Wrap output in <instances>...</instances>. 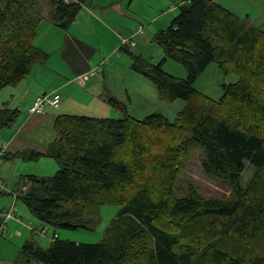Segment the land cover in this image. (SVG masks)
I'll use <instances>...</instances> for the list:
<instances>
[{
  "label": "trees",
  "instance_id": "obj_1",
  "mask_svg": "<svg viewBox=\"0 0 264 264\" xmlns=\"http://www.w3.org/2000/svg\"><path fill=\"white\" fill-rule=\"evenodd\" d=\"M87 1L0 0V90L16 85L48 59L34 45L37 22L43 18L41 6L48 8L46 18L66 30ZM177 9L167 28L154 35L165 56L160 63L129 53L131 70L148 79L161 100L187 102L174 122L162 114L133 119L124 104L109 98L107 103L122 118L61 114L55 118V137L44 153L26 150L0 156L56 162L53 176L23 175L16 190V202L43 224L88 230V208L102 204L121 208L99 243L60 241L54 234L44 249L26 240L15 264H264L262 122L243 124L219 112L236 103L257 110L264 119V29L249 27L215 0H187ZM166 58L184 67L185 79L162 71ZM212 62L239 78L222 84L216 101L197 96L194 89ZM19 115L16 109L1 107L0 130L11 129ZM178 126L188 132L186 146L203 150V171L229 184V198L204 197L192 185L179 195L171 191L169 173L159 175L165 160L155 156L146 136ZM145 159L152 160L151 169ZM246 164L255 173L243 186ZM4 213L0 210V227Z\"/></svg>",
  "mask_w": 264,
  "mask_h": 264
},
{
  "label": "rangeland",
  "instance_id": "obj_2",
  "mask_svg": "<svg viewBox=\"0 0 264 264\" xmlns=\"http://www.w3.org/2000/svg\"><path fill=\"white\" fill-rule=\"evenodd\" d=\"M186 1L119 0L118 2L117 0H88L87 5L91 6L93 15L102 24L97 26L96 23H92V36L100 54L99 62L102 60L99 65L100 76L99 79H91V82L96 84L95 88L89 89L90 82L84 88L73 83L79 93L85 92L91 97L76 99L74 94L75 98L64 103V108L67 107L66 114L120 119L123 115L107 103L109 98H116L125 105L127 114L133 119L143 120L152 114H162L170 123L174 122L179 112L187 106V102L176 100L168 103L161 100L156 87L148 79L131 70V55L138 56L152 64L160 63L165 56L156 43L154 35L158 30L167 28L171 19L178 13L177 7ZM215 1L234 16L245 21L249 27L264 29V0ZM116 2L118 4H115ZM41 9L43 18L47 17L48 8L43 5ZM43 18L37 22V25ZM139 29H142V33H135ZM123 40H129L134 46L130 48L127 45L122 46ZM50 53L53 62V58L57 57V51L53 50ZM64 69L67 70L66 67ZM161 69L175 78H186L184 67L171 59L166 58ZM64 72L66 74V71ZM238 79L234 72L224 73L218 68L216 62H212L195 81V93L197 96H205L216 101L222 95V84L234 83ZM219 112L226 116L230 115L237 120L240 119L243 124L262 122L264 135V119L262 120V116L257 110L232 103L227 107L224 105ZM182 124L185 125L184 119ZM187 139L188 132L179 126L163 133L146 136L145 141L155 156L165 160L162 161V166H159L161 167L159 175L168 172L171 184H173L171 191L177 192L179 195H184L183 189L185 190L189 185H192L204 197L229 198L231 195L229 184L223 179L210 176L203 171L201 167L204 157L203 150L197 145L186 146L188 144ZM2 145L0 138V152H2ZM144 161H147V167L151 169L152 160L145 159ZM246 165L247 167L241 176L243 186L250 183L255 173L251 166ZM57 169L56 162L50 158H40L36 162L23 161L20 158L0 159V181L6 188L5 192L0 189V210L6 212L11 208L13 198L9 193L17 195L16 190L21 176L48 177L53 176ZM259 173L261 181L264 182V169ZM153 179L158 180L157 177ZM259 180L256 179L257 185L261 184ZM165 185L167 193L170 180ZM120 210V206L116 204L90 207L86 214L90 219L88 230H64L41 223L20 201H17L15 218L7 221L5 233L0 235V264H15L18 250L26 240H32L39 247L47 248L54 234L60 241H70L77 244L99 243L110 222L120 214ZM43 228L46 230L45 235L37 234V231Z\"/></svg>",
  "mask_w": 264,
  "mask_h": 264
},
{
  "label": "crops",
  "instance_id": "obj_3",
  "mask_svg": "<svg viewBox=\"0 0 264 264\" xmlns=\"http://www.w3.org/2000/svg\"><path fill=\"white\" fill-rule=\"evenodd\" d=\"M92 12L91 6L86 3L66 30L60 29L46 17L38 23L34 45L48 54L47 64L35 65L16 85L0 90V108L16 109L20 113L11 129L0 130L3 144L0 156L26 150L44 153L55 137L53 125L56 116L67 112L64 103L75 98L74 94L76 99L91 97L85 92L79 93L73 83L84 88L90 82L89 89L95 88L96 84L91 82V79H99L100 76L89 75L99 68L102 61L99 62V50L92 36V23H96L97 26L102 24ZM53 50L57 51V57H54L52 62L49 54ZM65 67L67 70L64 69ZM84 76H87L85 81ZM51 93L60 95L59 107L56 109L47 107L40 116L31 115L29 107L33 100L37 96ZM3 191L5 192L6 188Z\"/></svg>",
  "mask_w": 264,
  "mask_h": 264
},
{
  "label": "built area",
  "instance_id": "obj_4",
  "mask_svg": "<svg viewBox=\"0 0 264 264\" xmlns=\"http://www.w3.org/2000/svg\"><path fill=\"white\" fill-rule=\"evenodd\" d=\"M138 33H142V29H139ZM122 44H123L122 46L127 45L129 48L133 47V43L129 42V40H123ZM99 72H100V67L96 71H92L89 75L97 76L99 75ZM83 80L84 81L87 80V76H84ZM60 103H61V98H60V95L57 93H51L49 95H40V96H37L31 103L29 107V113L31 115L40 116L44 114L47 107L56 109L59 107ZM0 189L5 190L3 182L1 181H0ZM10 195L13 198V204L11 208H9L4 213L5 223L0 227V235L5 233L6 222L8 221V219L12 218L15 213L16 195H14L13 193H10ZM45 233H46V230L44 228L37 231V234L39 235H45Z\"/></svg>",
  "mask_w": 264,
  "mask_h": 264
}]
</instances>
